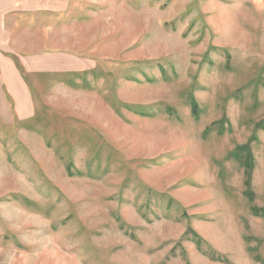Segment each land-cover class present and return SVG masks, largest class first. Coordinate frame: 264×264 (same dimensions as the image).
Listing matches in <instances>:
<instances>
[{
	"label": "rangeland",
	"instance_id": "1",
	"mask_svg": "<svg viewBox=\"0 0 264 264\" xmlns=\"http://www.w3.org/2000/svg\"><path fill=\"white\" fill-rule=\"evenodd\" d=\"M68 9L95 69L0 118V264H264V0Z\"/></svg>",
	"mask_w": 264,
	"mask_h": 264
},
{
	"label": "crops",
	"instance_id": "2",
	"mask_svg": "<svg viewBox=\"0 0 264 264\" xmlns=\"http://www.w3.org/2000/svg\"><path fill=\"white\" fill-rule=\"evenodd\" d=\"M69 3L0 0V118L4 123L35 119L39 102L32 90L39 87L38 80L95 69L92 57L66 51L54 36L53 17L65 15Z\"/></svg>",
	"mask_w": 264,
	"mask_h": 264
},
{
	"label": "trees",
	"instance_id": "3",
	"mask_svg": "<svg viewBox=\"0 0 264 264\" xmlns=\"http://www.w3.org/2000/svg\"><path fill=\"white\" fill-rule=\"evenodd\" d=\"M20 72L23 74L22 70L20 69ZM246 152L247 155H249V160H250V164H247L245 163V167H246V172L248 174V178H247V181H246V186H247V192H246V196L250 199V200H254V194L251 192V175H252V169H253V166H252V160L250 158L251 157V151L249 149V147L246 145V146H243L241 148H239L238 152ZM256 214V216H259L263 213L264 215V212H262L260 209H254L253 210ZM262 216V215H261ZM264 217V216H263Z\"/></svg>",
	"mask_w": 264,
	"mask_h": 264
}]
</instances>
